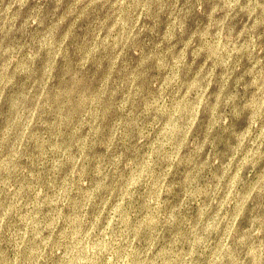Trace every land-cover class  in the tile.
I'll list each match as a JSON object with an SVG mask.
<instances>
[{
    "label": "rangeland",
    "instance_id": "1",
    "mask_svg": "<svg viewBox=\"0 0 264 264\" xmlns=\"http://www.w3.org/2000/svg\"><path fill=\"white\" fill-rule=\"evenodd\" d=\"M0 264H264V0H0Z\"/></svg>",
    "mask_w": 264,
    "mask_h": 264
}]
</instances>
